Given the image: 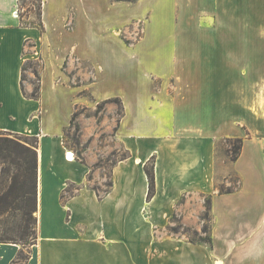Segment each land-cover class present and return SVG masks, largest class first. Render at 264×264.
I'll return each mask as SVG.
<instances>
[{
  "label": "crops",
  "instance_id": "0c3cea01",
  "mask_svg": "<svg viewBox=\"0 0 264 264\" xmlns=\"http://www.w3.org/2000/svg\"><path fill=\"white\" fill-rule=\"evenodd\" d=\"M19 5L0 0V131L37 138L27 264H264V0H41L38 25L22 22ZM142 19V38L127 46L118 31ZM154 36L163 40L142 47ZM92 54L115 59L108 67L163 71L158 86L133 79L121 96L113 136L127 156L100 196L88 184L104 179L94 167L101 151L90 144L81 160L63 141L84 105L65 69ZM35 59L37 99L22 82L24 62ZM230 138L242 139L235 160L219 151ZM232 175L239 188L220 193ZM206 195L211 244L171 233L173 218L202 229ZM19 249L0 242V264Z\"/></svg>",
  "mask_w": 264,
  "mask_h": 264
},
{
  "label": "rangeland",
  "instance_id": "374dc122",
  "mask_svg": "<svg viewBox=\"0 0 264 264\" xmlns=\"http://www.w3.org/2000/svg\"><path fill=\"white\" fill-rule=\"evenodd\" d=\"M124 1L133 2L134 0ZM38 6V0H20L19 15L21 16L22 22L25 24L38 25ZM145 22L146 21L142 19L126 24L118 31V37L122 42H124V44L132 47L133 44H136L142 38ZM161 37L154 36L149 38V40L143 44L142 47H148L153 44L160 43L163 40ZM32 44L33 43L31 42L26 43V53L31 52ZM129 55H131V53L125 56L126 61L129 60ZM112 61L115 62V59H99L98 56H94L92 54L89 55L87 61L76 60L75 67L72 68L71 71L68 66L65 69V71L70 76V82L78 86V98L84 102V105L76 107V117L70 124L69 128L65 131L63 135V141L66 146L74 151L76 157L81 160L84 158V151L90 144H93L94 151H101L97 162L94 164V167H101L100 172L104 179L101 184L97 183L96 181H91L88 184L89 186L94 187L98 194H103L109 189L107 183L110 181L109 172L111 166L118 159L127 156V152L116 144L113 136L120 119L119 112L121 111L120 103L116 102L115 100L116 97L121 99L122 95L126 97L130 95L133 79H147L149 81L153 80L158 86L160 81L158 79L163 77V71L149 70L138 67L133 69L131 66L128 68L124 67V69H118L115 66L108 67V64H110ZM106 62L109 63L107 64ZM23 66L25 67L23 70L24 88L29 94L37 83V77L33 74V70L39 72L41 63L38 59L27 60L24 62ZM105 95H109L110 97L107 98H110V100L105 103L101 110L97 111L96 104L101 100L107 99H100L97 97ZM95 101L97 102L95 103ZM78 117L84 120V131H82L83 125L79 122ZM75 124H78V131H75ZM0 136L17 138L19 141L29 146L34 144V136L26 134H7L0 131ZM236 145L237 138L221 139L219 142V151L222 154H226L228 159L231 160L232 153L230 150ZM145 167L151 169V161L146 164ZM67 188L70 192H73L75 191L76 187L68 185ZM237 188H239V179L235 175L230 176L228 180H224L218 185V191H232ZM65 195H68V193L66 192ZM208 198L209 196L207 195L202 198L205 206ZM205 212L206 210H204V212L199 215V218L203 221V225L210 226L211 216L209 214V218L204 219L203 216ZM14 219L15 220H13L12 217H9L8 215H3L0 217V236H13L12 229L16 228L14 227L16 225V218ZM171 221V225L168 227L171 233L184 235V237L189 240L197 241L195 229L183 226L179 222L178 218H173ZM197 232L198 236L200 235L201 237H205L208 236L209 228L207 233H203L201 230ZM14 264H23V261L21 258H19Z\"/></svg>",
  "mask_w": 264,
  "mask_h": 264
},
{
  "label": "trees",
  "instance_id": "16d2710c",
  "mask_svg": "<svg viewBox=\"0 0 264 264\" xmlns=\"http://www.w3.org/2000/svg\"><path fill=\"white\" fill-rule=\"evenodd\" d=\"M39 1L37 17L40 20V4ZM40 24V23H38ZM22 66V82L24 80ZM33 74L37 77V83L33 90L29 93V97L37 99L39 97V74L36 70H33ZM23 88V85H22ZM110 98L101 100L96 104V110H101L105 103ZM116 102L120 103L121 111L120 116L123 113V108L120 99L116 97ZM76 117V112L71 116V123ZM78 124H75V131H78ZM7 133V132H5ZM11 134V133H7ZM242 139L237 138V145L230 150L232 153L231 160H235L240 151ZM37 138L34 137V144L31 146L26 145L19 141L17 138L9 136H0V217L8 215L13 220L16 218L15 226L12 229L13 236H0V242H11L20 245V249L17 255L11 260L10 264H14L16 260L21 258L23 264H27L30 256V246L36 241V217L34 215L36 211V190H37V156L36 148ZM148 178V194L152 196L154 192V177L152 169L144 168ZM108 187L111 186V180L107 183ZM94 190H96L93 187ZM65 191L72 195L74 192H70L66 187ZM227 191H221L228 192ZM98 196H100L98 194ZM204 219L209 218L210 214V198L206 201ZM209 226L203 225L201 231L207 233ZM15 232V234H14ZM197 234V240L211 244V238L209 236L201 237ZM192 241V240H190Z\"/></svg>",
  "mask_w": 264,
  "mask_h": 264
},
{
  "label": "built area",
  "instance_id": "2783aa9c",
  "mask_svg": "<svg viewBox=\"0 0 264 264\" xmlns=\"http://www.w3.org/2000/svg\"><path fill=\"white\" fill-rule=\"evenodd\" d=\"M69 153H70V152H67V157H66L67 159H70V157H69V155H68ZM73 157H74V156H73V154H72V158H73Z\"/></svg>",
  "mask_w": 264,
  "mask_h": 264
},
{
  "label": "bare ground",
  "instance_id": "6f19581e",
  "mask_svg": "<svg viewBox=\"0 0 264 264\" xmlns=\"http://www.w3.org/2000/svg\"><path fill=\"white\" fill-rule=\"evenodd\" d=\"M68 155H69L70 158H72V154H71V153H69ZM218 262H219V261H218Z\"/></svg>",
  "mask_w": 264,
  "mask_h": 264
}]
</instances>
